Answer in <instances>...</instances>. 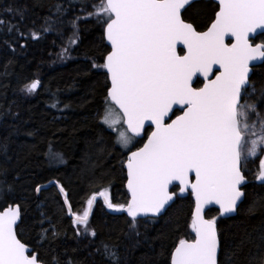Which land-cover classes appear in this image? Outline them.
<instances>
[{
	"label": "snow or ice",
	"instance_id": "6c2138e0",
	"mask_svg": "<svg viewBox=\"0 0 264 264\" xmlns=\"http://www.w3.org/2000/svg\"><path fill=\"white\" fill-rule=\"evenodd\" d=\"M186 6L191 0H95L89 17L102 27L110 46L103 62L92 65L106 74L104 105L97 117L114 134L115 143L130 153L124 165L130 199L113 203L103 188L74 212L65 187L58 182L57 187L76 234L93 237L90 217L98 197L113 212L126 213L135 228L140 217L155 222L176 187L180 193L191 189L194 236L178 241L170 264H218L217 218L208 217L206 209L218 206L220 217L237 211L245 195L244 168L258 156L256 180L264 182V115L252 102L253 96L264 100V86L256 95L249 75L250 63L264 60V42H250L258 29L264 30V0H219L215 19L205 31L182 18ZM75 35L70 44L76 42ZM32 36L37 38L36 33ZM226 37L235 42L226 43ZM178 44L184 46L180 54ZM40 83L33 80L22 91L31 95ZM19 219V206L0 211V264H43L17 238ZM56 235L53 231L52 237ZM43 239L47 237L42 234ZM101 254L118 264L108 245ZM53 262L60 264L56 257ZM255 264H264V256Z\"/></svg>",
	"mask_w": 264,
	"mask_h": 264
},
{
	"label": "trees",
	"instance_id": "16d2710c",
	"mask_svg": "<svg viewBox=\"0 0 264 264\" xmlns=\"http://www.w3.org/2000/svg\"><path fill=\"white\" fill-rule=\"evenodd\" d=\"M94 3L0 0L4 21L0 24V172L5 173L0 175V210L20 207L17 237L43 264H54L53 257L60 264L69 259L73 264H112L101 254L105 244L116 252L118 264H170L178 241L193 236L194 204L189 194L177 196L155 222L141 220L135 228L127 214L109 212L98 199L90 217L93 237L76 234L56 187L36 191L58 182L67 190L74 212L103 188L109 190L113 203L128 201L126 153L97 117L104 105L106 74L92 65L103 62L106 44L102 27L89 17ZM216 9L211 2L199 1L187 8L183 19L203 31ZM74 32L76 42L70 44ZM257 42H264V36ZM33 80L41 82L36 92L22 91ZM250 80L259 95L264 62ZM252 102L264 115V100L253 96ZM259 159L249 160L244 168L248 184L237 215L220 220L216 210L206 213L217 218L219 264H255L264 256V182L256 180ZM42 234L47 239L42 241Z\"/></svg>",
	"mask_w": 264,
	"mask_h": 264
},
{
	"label": "water",
	"instance_id": "95a60500",
	"mask_svg": "<svg viewBox=\"0 0 264 264\" xmlns=\"http://www.w3.org/2000/svg\"><path fill=\"white\" fill-rule=\"evenodd\" d=\"M197 1H199V0H191V5L193 4V3H195V2H197ZM217 6H218V3H219V0H212ZM187 8H189V6H186V9ZM218 11V10H217ZM185 12V10H182V18H183V13ZM214 19H215V17H214ZM214 21V20H213ZM207 30V29H206ZM260 35H264V30H257V32L256 33H254L253 35H252V37H250V42L252 43V41L253 40H255L257 37H259ZM229 39H232L233 40V42H235L234 41V39L233 38H231V37H226V39H225V42L227 43L228 42V40ZM104 41H105V44H106V46H107V41H106V39H104ZM253 46H255V45H253ZM107 47H110V46H107ZM184 48V46L182 45V44H178L177 45V53L178 54H180V50L181 49H183ZM263 62H264V60H256V61H253V62H251L250 63V69H251V71H250V73H249V75H250V79H251V77H252V74H253V70L255 69V68H257L258 66H260V65H262L263 64ZM214 71H215V67H214ZM201 79H202V77H201ZM110 83V82H109ZM146 129H149L148 128V125L146 124L145 125V130ZM137 140H140L141 138L140 137H137L136 138ZM129 155V154H128ZM126 163H127V156H126V160H125V163H124V165H126ZM124 169H125V172H126V179H127V169H126V167H124ZM248 184V181H247V179H246V184L245 185H242V190H243V188L246 186ZM53 185L55 186L56 185V183H53ZM49 187V186H48ZM48 187H45L46 189L48 188ZM42 189H44L43 187H42ZM125 189H126V191H127V193H128V196H129V199H130V193L128 192V189H127V181H126V184H125ZM171 189H172V187H170V191H171ZM58 191H59V189H58ZM191 193V189H189L187 192H184V193H180V191H179V194H181V195H185L186 193ZM60 196H61V198H62V202H63V196H62V194H60ZM98 198H100V197H98ZM192 198H193V201H194V206H195V198L192 196ZM102 201H103V199L102 198H100ZM174 200H175V196L173 197V200L172 201H170L169 202V205L168 206H166V211H167V209L173 204V202H174ZM244 201V197H242V199H241V201L240 202H238V206H237V211H238V208L240 207V205H241V203ZM64 204V203H63ZM16 206H18V205H11V206H8V207H16ZM65 206V209H66V211H67V206L66 205H64ZM106 206V205H105ZM8 207H6V208H3V209H1L0 211H4L5 209H7ZM107 207V206H106ZM20 208V207H19ZM217 209L218 208V206H216V205H210V206H208V209H206V211L207 210H209V209ZM109 209V208H108ZM109 211L110 212H113L112 210H110L109 209ZM165 211V212H166ZM237 211L235 212V213H232V214H229L228 216H224V217H220L221 219H229V218H232V217H235L236 215H237ZM164 212V213H165ZM114 213H117V212H114ZM164 213L162 214V215H164ZM68 214V213H67ZM126 214V213H125ZM161 215V216H162ZM160 216V217H161ZM21 209H20V219L17 221V227H18V225L20 224V221H21ZM68 217L71 219V220H73V217H70L69 215H68ZM145 218H151V217H140V218H138L139 220L140 219H145ZM159 218V217H158ZM17 229V228H16ZM18 238V237H17ZM28 247V246H27ZM28 249H29V252L31 253V254H33V255H36L35 253H33V250H32V248H30V247H28ZM174 251V250H173ZM218 257H219V253H218Z\"/></svg>",
	"mask_w": 264,
	"mask_h": 264
},
{
	"label": "flooded vegetation",
	"instance_id": "af4514ba",
	"mask_svg": "<svg viewBox=\"0 0 264 264\" xmlns=\"http://www.w3.org/2000/svg\"><path fill=\"white\" fill-rule=\"evenodd\" d=\"M199 1H205V2H211V3H213V4L217 7L215 13L217 12V10H218V6H217L212 0H199ZM199 1H197V2H199ZM195 3H196V2H195ZM214 17H215V14H214ZM214 17H213V20H214ZM213 20L211 21V23L213 22ZM211 23H210V24H211ZM210 24L208 25V27L210 26ZM205 30H206V29H205ZM205 30H203V31H205ZM256 41H258V38L255 39L254 41H252L253 44H256Z\"/></svg>",
	"mask_w": 264,
	"mask_h": 264
},
{
	"label": "bare ground",
	"instance_id": "6f19581e",
	"mask_svg": "<svg viewBox=\"0 0 264 264\" xmlns=\"http://www.w3.org/2000/svg\"><path fill=\"white\" fill-rule=\"evenodd\" d=\"M53 183H55V182H52V183H50V184H48V185H45V186H43V188L46 189L45 187H48V186H49L47 189H49V188H51V187H56V189L58 190L57 183H56L55 186L53 185ZM39 189L41 190L42 187H40ZM58 192H59V191H58ZM38 193H39V192H37V194H38Z\"/></svg>",
	"mask_w": 264,
	"mask_h": 264
},
{
	"label": "rangeland",
	"instance_id": "374dc122",
	"mask_svg": "<svg viewBox=\"0 0 264 264\" xmlns=\"http://www.w3.org/2000/svg\"><path fill=\"white\" fill-rule=\"evenodd\" d=\"M105 128H106V126H105ZM107 129V128H106ZM109 130V129H108ZM110 131V130H109ZM118 145V144H117ZM118 147L123 151V152H128L127 150H125V149H123V148H121L119 145H118Z\"/></svg>",
	"mask_w": 264,
	"mask_h": 264
}]
</instances>
